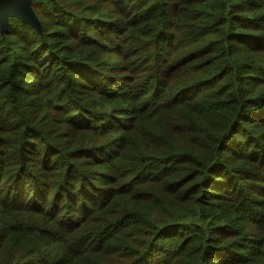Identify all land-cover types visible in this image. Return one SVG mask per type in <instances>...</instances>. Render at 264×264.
I'll use <instances>...</instances> for the list:
<instances>
[{
  "label": "trees",
  "instance_id": "1",
  "mask_svg": "<svg viewBox=\"0 0 264 264\" xmlns=\"http://www.w3.org/2000/svg\"><path fill=\"white\" fill-rule=\"evenodd\" d=\"M0 28V264H264V0H32Z\"/></svg>",
  "mask_w": 264,
  "mask_h": 264
},
{
  "label": "water",
  "instance_id": "2",
  "mask_svg": "<svg viewBox=\"0 0 264 264\" xmlns=\"http://www.w3.org/2000/svg\"><path fill=\"white\" fill-rule=\"evenodd\" d=\"M31 1L32 0H0V28L2 32L8 30L10 16H18L40 28V21L32 8Z\"/></svg>",
  "mask_w": 264,
  "mask_h": 264
}]
</instances>
